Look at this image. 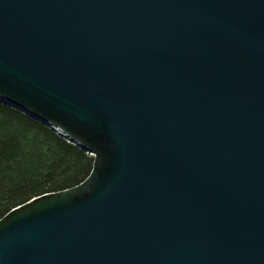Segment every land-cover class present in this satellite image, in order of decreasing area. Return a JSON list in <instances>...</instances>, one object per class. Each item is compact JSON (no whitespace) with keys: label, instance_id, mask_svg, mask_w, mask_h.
<instances>
[{"label":"water","instance_id":"1","mask_svg":"<svg viewBox=\"0 0 264 264\" xmlns=\"http://www.w3.org/2000/svg\"><path fill=\"white\" fill-rule=\"evenodd\" d=\"M0 102L93 156L0 264H264V0H0Z\"/></svg>","mask_w":264,"mask_h":264},{"label":"trees","instance_id":"2","mask_svg":"<svg viewBox=\"0 0 264 264\" xmlns=\"http://www.w3.org/2000/svg\"><path fill=\"white\" fill-rule=\"evenodd\" d=\"M92 162L49 126L0 102V218L33 197L78 184Z\"/></svg>","mask_w":264,"mask_h":264},{"label":"rangeland","instance_id":"3","mask_svg":"<svg viewBox=\"0 0 264 264\" xmlns=\"http://www.w3.org/2000/svg\"><path fill=\"white\" fill-rule=\"evenodd\" d=\"M14 108V107H13Z\"/></svg>","mask_w":264,"mask_h":264}]
</instances>
